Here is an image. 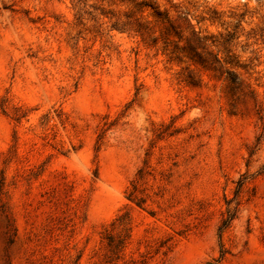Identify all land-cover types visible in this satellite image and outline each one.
Here are the masks:
<instances>
[{
  "label": "rangeland",
  "instance_id": "obj_1",
  "mask_svg": "<svg viewBox=\"0 0 264 264\" xmlns=\"http://www.w3.org/2000/svg\"><path fill=\"white\" fill-rule=\"evenodd\" d=\"M0 264H264V0H0Z\"/></svg>",
  "mask_w": 264,
  "mask_h": 264
},
{
  "label": "trees",
  "instance_id": "obj_2",
  "mask_svg": "<svg viewBox=\"0 0 264 264\" xmlns=\"http://www.w3.org/2000/svg\"><path fill=\"white\" fill-rule=\"evenodd\" d=\"M230 219H231V215L230 214H228V217L226 218V219H224V221H223V227L224 226H226L227 225V223L230 221Z\"/></svg>",
  "mask_w": 264,
  "mask_h": 264
}]
</instances>
